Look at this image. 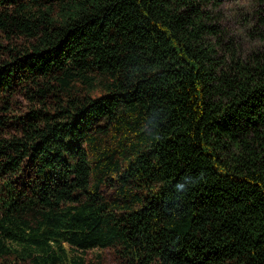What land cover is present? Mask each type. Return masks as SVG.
<instances>
[{"label":"trees","instance_id":"trees-1","mask_svg":"<svg viewBox=\"0 0 264 264\" xmlns=\"http://www.w3.org/2000/svg\"><path fill=\"white\" fill-rule=\"evenodd\" d=\"M224 2L0 0V264H264V42L221 54Z\"/></svg>","mask_w":264,"mask_h":264},{"label":"rangeland","instance_id":"rangeland-1","mask_svg":"<svg viewBox=\"0 0 264 264\" xmlns=\"http://www.w3.org/2000/svg\"><path fill=\"white\" fill-rule=\"evenodd\" d=\"M211 21L218 30V38L230 46L221 51L245 56L264 42V0H225L220 6L212 8ZM214 44L216 38H209ZM81 254V252H77ZM100 250H91L87 257L93 258Z\"/></svg>","mask_w":264,"mask_h":264}]
</instances>
